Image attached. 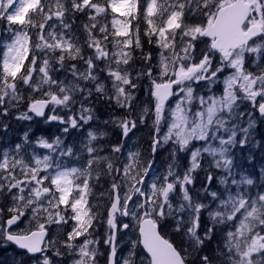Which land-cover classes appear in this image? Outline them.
I'll list each match as a JSON object with an SVG mask.
<instances>
[{
  "label": "snow or ice",
  "instance_id": "obj_1",
  "mask_svg": "<svg viewBox=\"0 0 264 264\" xmlns=\"http://www.w3.org/2000/svg\"><path fill=\"white\" fill-rule=\"evenodd\" d=\"M77 13H94L88 16L89 24L83 25L87 34L83 46L72 30ZM115 13L127 22L113 19L112 28L106 24L97 27L98 16L106 19ZM0 22H6L11 33V42L0 40L6 49L0 53V127L22 101L23 86L30 96L44 97L32 100L29 112L45 117L47 108L53 114L45 123L66 125L63 134L93 120V109L83 103L67 120L55 114L58 106L67 109L76 102L71 94L79 93L85 102H92L94 94L96 100L111 101L113 96L108 93L112 92L116 105L131 115L135 107L132 91H139L138 82L146 79L149 99L155 101V120L143 158L139 150H129L121 140L109 146L119 167L93 146L97 136L92 131L77 151L65 146L60 137L52 142L41 137L37 142L48 154L39 157L33 153L25 159L27 132L14 149H0V244L13 243L28 254L43 255L57 244L50 236L45 239L48 227L55 224L60 228L71 220V231L61 246L77 253L73 264H97L98 257L106 264H264V169L259 184L247 176L232 179L230 184L227 176L220 178L224 185L220 193L209 192L203 185L196 189L193 177L201 166L202 153L231 175L230 150L247 142L255 124L254 113L264 119V0H0ZM142 36L156 45L157 57L142 52L140 59L146 63L133 76L129 68L135 63L134 52L142 49ZM109 43L115 50H108ZM82 47L93 54L85 57ZM154 58L157 62L152 64ZM65 60L83 61L86 71L80 73L72 64V80L53 79L49 75L50 69L55 71L52 65L63 68ZM225 72L230 74L225 76ZM78 79L91 82L92 87H80ZM105 80L110 88L106 89ZM212 85H223L221 95L197 91L207 88L211 92ZM166 102L169 106L175 102V107L167 109L170 116L161 141L157 136ZM241 105L245 110L241 111ZM148 112L145 106L137 115L140 124ZM245 117L247 128L238 123ZM17 118L31 120L32 116L21 113ZM137 120L119 121L122 138L138 130ZM169 141L174 145L172 162L161 171L157 150L161 142ZM194 141L207 146L195 147ZM176 150L190 153L187 170L177 162ZM70 163L79 167H70ZM102 174L111 177L106 197L109 234L103 242L108 246L107 255L99 252L100 241L91 238L99 212L88 207L87 199L92 190L89 182L95 186ZM204 179L211 184L213 176ZM201 191L215 203L213 210L199 202ZM174 200L179 201L176 209ZM203 212L209 223L202 219ZM117 215L135 223L121 219L117 224ZM25 221L27 225L21 229ZM173 224V232L187 237L190 248L202 250L205 241L215 238L222 242V250L218 244L214 254L193 260L184 243L170 242L161 235H167ZM133 229L138 230L137 239L131 241L126 255L118 252L117 232ZM39 264L53 261L44 255Z\"/></svg>",
  "mask_w": 264,
  "mask_h": 264
},
{
  "label": "rangeland",
  "instance_id": "obj_2",
  "mask_svg": "<svg viewBox=\"0 0 264 264\" xmlns=\"http://www.w3.org/2000/svg\"><path fill=\"white\" fill-rule=\"evenodd\" d=\"M82 13H77L74 18L73 23V32L76 36L79 37L80 44L83 46L86 41V32L84 30L83 25L89 24V15L94 13L87 14L86 20L80 21L81 24H77L79 15ZM113 19H120L124 22H127V18L123 17L120 13L109 14L106 19H102L99 16L97 17V27L100 24H106L111 26V21ZM133 24L135 21L132 22ZM59 30V23L57 22L54 25ZM118 27V26H117ZM6 22H0V40L5 41L6 43L11 42V33L7 30ZM141 32L144 31V24H140ZM31 35V33H30ZM111 39V37H110ZM209 42L210 39L208 38ZM141 44L142 49H137L134 52V60L135 63L132 68H129L130 75H135L136 70L141 69L144 67L146 63L142 59H140L142 52L143 53H151L153 57H157L156 53V45L154 43L147 42L143 36L141 37ZM6 49L0 45V53L5 51ZM108 50H115L113 49L112 43L108 44ZM82 51L85 57L90 56L93 54L92 50H89L86 47H82ZM157 60L154 58L151 63L155 64ZM51 63V58H50ZM132 62L130 61V64ZM75 64L76 68L79 70L80 73H84L86 71V65L83 61H64V67L60 68L58 64L52 65V68L55 71L49 70V75L53 77V79L57 80H64L65 83L72 80V73H71V65ZM100 68L104 67V64L101 63L99 65ZM229 72H225V76L229 75ZM34 77L38 78V74L34 73ZM104 75V74H101ZM160 83L161 81H157ZM77 83L80 84V87H92L91 82L87 81H80L77 80ZM106 85V89L110 88L111 85L109 81H104ZM148 81L146 79H142L138 82L139 91L133 90L132 95L134 100L132 104L135 105L134 110L131 115H129L124 109H121L115 103L114 93L109 92V96H113L111 101H105L102 98L100 100L95 99V94L92 98V102H85L83 100V96L79 93L71 94L73 95V99L76 101L75 103H70L67 109H64L60 106L56 108L55 114L63 116L65 120H67L68 116L75 115L83 103L85 108L93 109L91 113L93 115V120L89 121L87 125H84L78 129H70L68 134H63L62 129L66 125L61 124L60 122L50 121L45 123V119L50 113L49 110L46 112V116L39 118L35 116L33 113L29 112V105L32 100L35 99H42L44 98L42 95L36 94L30 96V90L23 86V99L19 102L18 107L14 108L12 112H10L6 118V123L3 127H0V149L3 150H11L14 149L17 144H20L23 141L24 133H28V143L24 145L25 148V155L24 158L28 159L33 153L36 156L42 157L48 154V150L43 149L39 144V138L43 137L44 139L52 142L55 137H60L65 146H71L74 151L79 150L84 144L87 143V133L92 131L96 134L97 139L93 141L94 147H99L102 149L100 155L109 157L113 164L116 167H119V164H116L115 159L113 158V154L108 151L110 145L116 144L117 140H121V142L126 143V147L135 152L137 150L140 151L141 157L143 158L146 155V150L148 149V142H149V129L153 128V121L155 120V110H154V99L150 100L148 96ZM195 89L196 86L192 85ZM212 91L209 92L207 88L199 91L201 95H212L215 94L217 96L221 95V89L223 85H212ZM44 90L47 91V85L43 86ZM55 89H53L54 91ZM94 92V89H93ZM195 94V93H194ZM147 106L149 108V112L144 115V123L140 124L137 120V115L142 111V109ZM51 107V105L49 106ZM175 107V102L172 105H165V119L161 120L160 122V132L157 136V139H161L163 135L167 132V122L169 120V112L168 108ZM97 108H101L100 116L98 114ZM245 110L244 106L241 105V111ZM21 113H28V115L32 116L31 120L26 119H18L17 117L20 116ZM255 118L254 126L249 129L248 140L245 144L237 146L230 150L229 158L232 159V171L231 175H228L223 168H216L214 159L206 153H202L200 158V168L197 169L193 173L194 177V186L196 189H201L203 187H207L209 192L210 191H217L218 193L222 192L224 189V185L219 183V179L222 177H226L229 180V184L231 183L232 179L240 181L242 176H247L252 178L254 181H257V184L261 183L260 175L261 170L264 169V119L259 118L258 113L253 114ZM129 119V120H137L138 123V130L133 129L132 133H129V138H122L121 137V128L119 127V121ZM107 121V123H105ZM115 121V122H114ZM240 126L247 128V117L243 120L238 121ZM103 132L104 135L101 136L100 133ZM135 133V134H133ZM225 138H227L225 136ZM240 139V133L237 134V140ZM195 147H205L200 142H193ZM213 146H217L214 142ZM191 147V145H190ZM174 150V145L172 141L168 143L161 142L157 150V159L160 161L159 167L161 171H164L165 168L169 163L172 162V152ZM123 151V150H122ZM86 155V154H85ZM120 155V154H116ZM122 158V156H121ZM219 158V157H217ZM59 159V157H57ZM176 160L180 166L184 170H187L190 167V153L185 150L183 152L176 150ZM69 166H76L79 167L77 164H69ZM179 171V169H178ZM212 175L213 181L211 184H208L207 181L204 179L206 175ZM91 193L88 195V207L92 208L93 212H99V215L94 219L93 223L95 226L96 231L94 232L93 236L91 237L94 240L100 241V244L97 245L100 253L107 255L108 246L104 244V240L108 233V225H107V215L110 208L109 201L107 200V189L110 187L111 177L101 175L99 182L92 186V182L90 181ZM119 183V181H117ZM126 187V186H125ZM248 188L250 191H254L253 188L246 185H241V188ZM233 190L236 189V185H231ZM75 194V193H74ZM103 194V196L101 195ZM205 197H207L205 199ZM201 203H205L209 205V210H213L215 208V203L211 200L208 196V193L201 191L200 192V201ZM179 201L174 200L173 206L174 209L178 207ZM96 207H93V206ZM64 214V213H62ZM176 218H180L177 216ZM123 219L124 223H135L134 221H130L128 217H120L117 215V224H119L120 220ZM202 219L205 223H209V218L207 212H203ZM41 223L44 222L42 219ZM73 222L71 220L68 221L67 225H63L60 228H57L55 224L50 225L48 227V238L49 236L52 239L57 241L55 248H49L46 253L43 255L41 253L37 255H30L25 250H21L18 248L17 245L13 243L8 244H0V264H39V260L43 259V256L46 255L50 260L53 261V264H73V261L77 258V253L72 252L70 250H66L64 247L61 246V242L65 239V234L71 231V226ZM27 221L20 225V228L23 229L26 227ZM175 224L172 225L171 228L167 229L168 234L162 235L169 239L173 243H184L186 248H189V251L192 253V259L196 260L199 258L200 255H212L217 251V245H221L222 250V242L217 241L215 238L211 241H205V247L202 250L192 249L189 247L187 242V237H182L177 235L173 232V228ZM35 231V228H32ZM117 234V241H118V252H122L123 254H127V250L131 245V241L136 240L138 236V230H121ZM47 238V239H48ZM56 250L60 251V255L56 256ZM97 264H106V261L103 257L97 258ZM215 264H220L219 261H216Z\"/></svg>",
  "mask_w": 264,
  "mask_h": 264
},
{
  "label": "trees",
  "instance_id": "obj_3",
  "mask_svg": "<svg viewBox=\"0 0 264 264\" xmlns=\"http://www.w3.org/2000/svg\"><path fill=\"white\" fill-rule=\"evenodd\" d=\"M86 15H87V14H84V13L80 14L79 17H78V21H76L77 24H81L80 21H84V20H86V17H87ZM97 111H98V114H99L100 116L102 115V117H103L104 114H101L102 109H101V108H97Z\"/></svg>",
  "mask_w": 264,
  "mask_h": 264
},
{
  "label": "water",
  "instance_id": "obj_4",
  "mask_svg": "<svg viewBox=\"0 0 264 264\" xmlns=\"http://www.w3.org/2000/svg\"><path fill=\"white\" fill-rule=\"evenodd\" d=\"M166 104H167V102H166ZM166 104H165V105H166ZM47 110H48V109L46 108V109H45V114H46ZM37 117H38V116H37ZM39 118H42V117H39ZM109 209H110V208H109ZM116 222H117V217H116ZM117 234H118V232H117ZM161 235H162V234H161ZM162 236H163V235H162ZM46 237H47V236H46ZM46 237H45V239H46ZM164 238H165V237H164ZM165 239H166V238H165ZM18 247H19V246H18ZM36 254H38V253H36ZM31 255H35V254H31Z\"/></svg>",
  "mask_w": 264,
  "mask_h": 264
}]
</instances>
